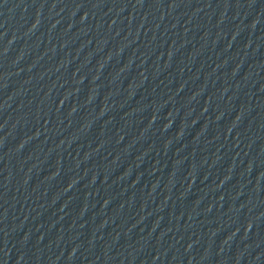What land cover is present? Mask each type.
<instances>
[{"label": "water", "instance_id": "95a60500", "mask_svg": "<svg viewBox=\"0 0 264 264\" xmlns=\"http://www.w3.org/2000/svg\"><path fill=\"white\" fill-rule=\"evenodd\" d=\"M0 264H264V0H0Z\"/></svg>", "mask_w": 264, "mask_h": 264}]
</instances>
